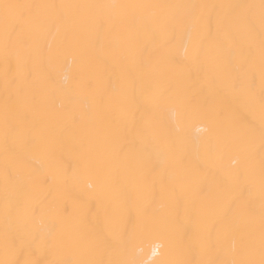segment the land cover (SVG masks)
Here are the masks:
<instances>
[{"label":"bare ground","instance_id":"bare-ground-1","mask_svg":"<svg viewBox=\"0 0 264 264\" xmlns=\"http://www.w3.org/2000/svg\"><path fill=\"white\" fill-rule=\"evenodd\" d=\"M264 0H0V264H261Z\"/></svg>","mask_w":264,"mask_h":264},{"label":"snow or ice","instance_id":"snow-or-ice-1","mask_svg":"<svg viewBox=\"0 0 264 264\" xmlns=\"http://www.w3.org/2000/svg\"><path fill=\"white\" fill-rule=\"evenodd\" d=\"M261 264H264V261H262Z\"/></svg>","mask_w":264,"mask_h":264}]
</instances>
